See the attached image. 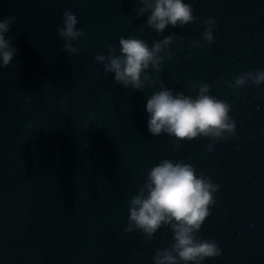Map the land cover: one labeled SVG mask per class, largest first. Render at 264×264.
<instances>
[{
  "label": "water",
  "instance_id": "obj_1",
  "mask_svg": "<svg viewBox=\"0 0 264 264\" xmlns=\"http://www.w3.org/2000/svg\"><path fill=\"white\" fill-rule=\"evenodd\" d=\"M185 2L195 16L216 20L211 46L199 20L157 36L147 14L136 18L135 0H0V19L16 17L5 37L17 49L0 67V264H153L155 250L172 242L170 228L151 241L124 229L128 201L165 158L191 163L220 185L198 235L217 241L222 254L203 264H264V83L228 87L264 69V0ZM65 9L86 34L73 41L76 54L57 33ZM173 34L161 81L193 97L191 82L212 84L210 94L231 105L236 121L227 139L177 147L167 134L151 135L146 103L160 85L125 89L95 60L109 45L119 53L120 36L151 46Z\"/></svg>",
  "mask_w": 264,
  "mask_h": 264
},
{
  "label": "clouds",
  "instance_id": "obj_2",
  "mask_svg": "<svg viewBox=\"0 0 264 264\" xmlns=\"http://www.w3.org/2000/svg\"><path fill=\"white\" fill-rule=\"evenodd\" d=\"M135 5L133 11L136 18L147 14L145 23L157 36L169 25L184 26L199 20L206 25L202 33L204 42L211 46L216 39L213 33L216 20L195 16L190 2L135 0ZM15 21L14 16L0 19V67H8L17 51L11 38L5 37ZM62 23L63 27L57 26L58 35L65 41L62 48L65 52L76 54L80 43L74 45L73 41H82L86 34L76 27L78 19L70 9L64 10ZM175 40L174 34L167 35L153 40L150 46L142 38L120 36L119 53L116 45H109L107 53H98L95 60L103 64L105 75L114 73V84L125 89L143 92L146 86L160 85L146 103L147 127L151 135L167 134L174 138L173 143L177 147L180 141L199 137L212 141L227 139L236 132V121L230 115L231 105L210 94L212 84L191 82L187 86L198 89L193 97L169 88L161 81L158 74L165 60L172 58L171 45ZM191 46L199 48L203 45L199 40H193ZM150 70L152 75H149ZM214 83L219 85L221 82L217 80ZM261 83H264V69H256L235 76L228 87L239 89L249 84L259 87ZM60 103L64 105L66 101L61 100ZM94 115L89 113V119ZM212 150L213 144L209 143L208 151ZM143 179L144 183L128 201V224L124 231H139L145 240L151 241L161 227L170 228L172 242L155 250L153 264H203L205 259L222 254L217 241L198 235L211 214V206L216 203L214 194L219 190V184L203 173L197 175L195 165L167 158L151 167Z\"/></svg>",
  "mask_w": 264,
  "mask_h": 264
}]
</instances>
